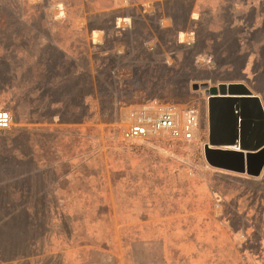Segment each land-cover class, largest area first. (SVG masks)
Wrapping results in <instances>:
<instances>
[{"label":"rangeland","instance_id":"rangeland-1","mask_svg":"<svg viewBox=\"0 0 264 264\" xmlns=\"http://www.w3.org/2000/svg\"><path fill=\"white\" fill-rule=\"evenodd\" d=\"M263 12L264 0H0L12 117L0 215L17 218L0 242L31 244L0 264H264V169L207 163V98L193 89L242 81L264 105ZM143 103L196 105L199 136L124 141Z\"/></svg>","mask_w":264,"mask_h":264},{"label":"water","instance_id":"water-1","mask_svg":"<svg viewBox=\"0 0 264 264\" xmlns=\"http://www.w3.org/2000/svg\"><path fill=\"white\" fill-rule=\"evenodd\" d=\"M207 98L205 159L215 168L258 177L264 169V105L243 83L194 84ZM219 151L229 157L211 154Z\"/></svg>","mask_w":264,"mask_h":264},{"label":"built area","instance_id":"built-area-1","mask_svg":"<svg viewBox=\"0 0 264 264\" xmlns=\"http://www.w3.org/2000/svg\"><path fill=\"white\" fill-rule=\"evenodd\" d=\"M201 121L194 104L143 103L127 111L121 137L127 142L164 137L192 141L200 134ZM11 124V114L0 110V131L8 130Z\"/></svg>","mask_w":264,"mask_h":264},{"label":"trees","instance_id":"trees-1","mask_svg":"<svg viewBox=\"0 0 264 264\" xmlns=\"http://www.w3.org/2000/svg\"><path fill=\"white\" fill-rule=\"evenodd\" d=\"M263 16L262 18H264V12L262 13ZM212 155L214 156H218V157H229V155L219 152V151H213L211 152ZM17 218L15 216H11L10 219L6 218L3 215H0V223L2 222V224H8L6 221L10 220L11 223H13V221H15ZM29 228H25V230L23 232H20V236L23 235V237L25 238L26 236H24V233L26 231H28ZM29 241V240H28ZM27 240H22L20 243H14L15 241L12 240L11 238H7L6 240L2 241V243L0 242V257L5 259L7 262L19 259L22 255L24 254L22 251L26 250V248L28 246H31V244H28ZM25 256V255H24ZM22 256V257H24Z\"/></svg>","mask_w":264,"mask_h":264},{"label":"crops","instance_id":"crops-1","mask_svg":"<svg viewBox=\"0 0 264 264\" xmlns=\"http://www.w3.org/2000/svg\"><path fill=\"white\" fill-rule=\"evenodd\" d=\"M193 19H195V18H193ZM128 20H130V19H123V20H120L119 21V25L120 24H122V21L124 22V23H126L125 25H127V23H130V22H128ZM222 83H243L242 81H236V82H222ZM220 84V83H219ZM244 84V83H243ZM246 86H247V88H249V85H247V84H245ZM251 90V89H250Z\"/></svg>","mask_w":264,"mask_h":264}]
</instances>
